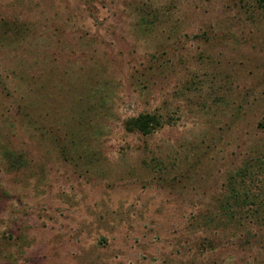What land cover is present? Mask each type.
I'll return each mask as SVG.
<instances>
[{
  "label": "rangeland",
  "instance_id": "374dc122",
  "mask_svg": "<svg viewBox=\"0 0 264 264\" xmlns=\"http://www.w3.org/2000/svg\"><path fill=\"white\" fill-rule=\"evenodd\" d=\"M0 264H264V0H0Z\"/></svg>",
  "mask_w": 264,
  "mask_h": 264
},
{
  "label": "trees",
  "instance_id": "16d2710c",
  "mask_svg": "<svg viewBox=\"0 0 264 264\" xmlns=\"http://www.w3.org/2000/svg\"><path fill=\"white\" fill-rule=\"evenodd\" d=\"M158 123H160V119L157 114L152 112H141L130 117L126 122V126L129 129H138L143 133H148L154 129Z\"/></svg>",
  "mask_w": 264,
  "mask_h": 264
}]
</instances>
